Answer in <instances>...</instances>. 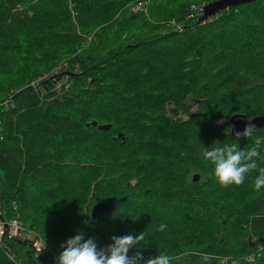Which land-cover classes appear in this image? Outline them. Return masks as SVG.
Instances as JSON below:
<instances>
[{"label":"trees","instance_id":"obj_1","mask_svg":"<svg viewBox=\"0 0 264 264\" xmlns=\"http://www.w3.org/2000/svg\"><path fill=\"white\" fill-rule=\"evenodd\" d=\"M143 1L0 0V211L51 249L12 239L0 264H55L81 232L98 248L144 232L140 264H264L258 172L222 188L201 155L218 141L264 158V128L238 139L230 122L264 115V0L201 23L190 0Z\"/></svg>","mask_w":264,"mask_h":264},{"label":"clouds","instance_id":"obj_2","mask_svg":"<svg viewBox=\"0 0 264 264\" xmlns=\"http://www.w3.org/2000/svg\"><path fill=\"white\" fill-rule=\"evenodd\" d=\"M255 125L249 123L242 133L237 132L239 139L252 135ZM213 143L210 148L203 147L201 155L214 166V175L220 187L243 184L249 173L258 172L254 179V188L259 191L264 189V167L259 166L258 160L264 159L257 148L241 150L238 144H224L216 146ZM166 229L165 224L159 225V231ZM112 243L107 248H98L94 239L85 240L83 232L67 239L60 247L63 251L59 254L55 264H140L144 256L139 249L145 240L144 232L138 236L124 235L111 237ZM136 247L138 250L129 256V250ZM171 255L161 252L159 255L148 258L145 264H173Z\"/></svg>","mask_w":264,"mask_h":264},{"label":"water","instance_id":"obj_3","mask_svg":"<svg viewBox=\"0 0 264 264\" xmlns=\"http://www.w3.org/2000/svg\"><path fill=\"white\" fill-rule=\"evenodd\" d=\"M256 0H217L210 4H207L204 8V14L198 20L199 23L208 20L209 18L215 17L221 11L230 8L236 7L241 4H248L254 2ZM230 122L234 125L235 132L242 133L245 126L249 123L255 125V129L264 128V115L254 117L251 120H248L245 115H236L230 119ZM110 126H101L100 129L108 130ZM199 179L198 175H195L193 181H197ZM111 212V206L108 203H100L95 206L92 210V217L94 219L105 216Z\"/></svg>","mask_w":264,"mask_h":264},{"label":"built area","instance_id":"obj_4","mask_svg":"<svg viewBox=\"0 0 264 264\" xmlns=\"http://www.w3.org/2000/svg\"><path fill=\"white\" fill-rule=\"evenodd\" d=\"M144 2L138 4V8L143 6ZM34 86V84H32ZM13 236L18 237L22 240H29L34 253L48 252L49 248L46 242L36 233L27 230L25 227H22L15 220H7L2 218V213H0V247L7 249L8 246L5 242L2 241L3 236ZM9 249V248H8ZM249 261L253 260V257L248 258Z\"/></svg>","mask_w":264,"mask_h":264},{"label":"rangeland","instance_id":"obj_5","mask_svg":"<svg viewBox=\"0 0 264 264\" xmlns=\"http://www.w3.org/2000/svg\"><path fill=\"white\" fill-rule=\"evenodd\" d=\"M150 1L151 0H147V2L144 4V6H143V8L142 9H138L137 7L136 8H134L133 10L135 11V12H144V14H147V8H148V6L150 5ZM193 1H195V0H190V10L192 11V14L190 15L191 17L194 15V16H198V15H202L203 14V8L205 7L204 5H207L208 3H206V1H199V2H197V3H195V2H193ZM198 5H200V6H198ZM247 13H241V14H238L237 15V17H235V19L237 18V21L238 22H236V24H238L239 25V29L242 31V33H245V32H248V28L247 27H244L243 25V27L241 26V23H240V21L242 20V18L246 15ZM204 22V21H203ZM236 24H233L232 26H236ZM229 25V24H228ZM237 25V26H238ZM236 26V27H237ZM180 26H177V29L179 28ZM225 27V26H224ZM236 30L238 31V27L236 28ZM233 31H231V32H229V33H232ZM229 33H227V34H229ZM220 34H223V33H220ZM243 37H241V38H238V39H240L242 42H244V41H246V37H244V34L242 35ZM208 39H210L211 38V34H209L208 35V37H207ZM181 39V38H180ZM214 39V38H213ZM217 40V39H216ZM216 40H213V41H215L216 42ZM236 45V40H234L233 41V43H231V42H227V44H225V45H222L221 46V48L222 49H224L226 46H230V48H233V46H235ZM232 46V47H231ZM227 50H228V47H227ZM61 65V64H60ZM56 79H57V77H53L52 78V81H56ZM32 85V84H31ZM34 86H35V84H34ZM33 86V87H34ZM59 87V86H58ZM257 99H258V97H255V96H252V97H250L249 99H248V101H254V103H256V101H257ZM188 100L190 101V103H193L194 104V106H193V108H192V111L193 112H195V110L197 109V104H199V103H201V102H203L202 100H199V99H196V98H188ZM241 103V102H240ZM239 104V103H238ZM234 109H232V110H230L231 112L229 113L230 115L232 114V115H234V111H233ZM235 110H237V109H235ZM184 117H186V116H184ZM224 120H222L223 121V123H226L227 121H229V118H223ZM87 212V211H86ZM94 223H90V225H93ZM75 236V235H74ZM73 236V237H74ZM108 246V245H107ZM107 246L105 245V247H102V248H107ZM35 256L36 257H38V256H40V255H36L35 254Z\"/></svg>","mask_w":264,"mask_h":264},{"label":"bare ground","instance_id":"obj_6","mask_svg":"<svg viewBox=\"0 0 264 264\" xmlns=\"http://www.w3.org/2000/svg\"><path fill=\"white\" fill-rule=\"evenodd\" d=\"M144 2V4H145V1H143ZM144 4H143V6H144ZM143 6L141 7V8H138V6H137V8L138 9H142L143 8ZM205 8V7H204ZM204 8H203V14H204ZM203 14H202V16H203ZM178 29H181L180 27L178 28ZM0 213H1V211H0ZM7 220H15V221H17L22 227H25L24 226V224L20 221V219L18 218V217H16V218H11V219H7ZM28 230V229H27ZM31 231V230H30ZM33 232V231H32ZM35 233V232H34ZM2 241L3 242H5L6 244H8V242H9V240H12V239H18V240H21V241H25V242H28L30 245H31V243H30V241L29 240H27V239H25V240H22V239H20V238H18V237H13V236H3L2 238ZM47 244V243H46ZM48 245V244H47ZM32 247V246H31ZM48 248H49V251L48 252H41V253H35L36 255H48V254H50L51 253V249H50V247L48 246ZM33 250V249H32ZM249 257H253V256H249ZM56 259V257H53V261ZM254 260V259H253ZM252 260V261H253Z\"/></svg>","mask_w":264,"mask_h":264}]
</instances>
